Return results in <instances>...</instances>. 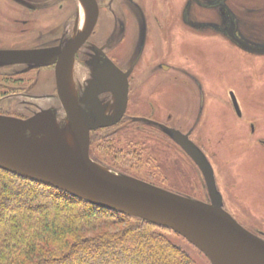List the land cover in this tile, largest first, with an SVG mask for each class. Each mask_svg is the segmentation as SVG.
I'll use <instances>...</instances> for the list:
<instances>
[{
	"label": "rangeland",
	"instance_id": "obj_1",
	"mask_svg": "<svg viewBox=\"0 0 264 264\" xmlns=\"http://www.w3.org/2000/svg\"><path fill=\"white\" fill-rule=\"evenodd\" d=\"M142 1L147 6L148 20L153 21V17L158 16L165 23L163 37H167L168 43H171L165 57L173 54L174 59L166 62L167 57L162 61L157 58L158 61L173 64L176 69L183 67L190 74L184 76L186 81L182 82L164 71H155L156 68L145 72L144 68L150 62L146 54L138 65L139 72L135 77V87L139 90L137 100L141 106L139 112L131 107L129 114L141 115V110L150 108L151 101L161 122H165L170 114L173 116V126L177 127V123L180 125L179 121H183L185 126L193 127L194 108L199 106L198 93L189 88L194 85L195 80L191 78L194 75L206 86V110L210 108L209 115L205 113L204 122L197 128V139L211 148L210 157L218 166L220 187L217 189L225 195L222 206L251 230L264 233V152L253 146L252 139H245V130L233 121L227 102L229 93L236 95L242 103L244 119L254 122L264 133V55L244 53L219 34L211 32L205 34V31H201L203 35L210 36L208 40L194 39L190 28L180 35L179 19L176 17L179 9L173 8L176 0ZM105 4V8L112 10L104 14L100 28H107L116 39L121 37V42L114 46L112 52L121 64L127 66L137 53L135 41H138L140 30L137 23H130L139 21V18L131 12L133 8L129 0H106ZM229 4L238 15L244 35L263 44L264 0H229ZM75 10L73 6H67L30 12L10 0H0V50H25L42 46L43 43L53 45L64 28L71 25ZM126 13L129 24L124 36L118 32L117 22L123 20ZM193 16L201 21L214 20L217 12L195 8ZM167 21H171V24H167ZM212 35L216 36L212 38ZM149 36L148 56L156 52L157 56L162 55L165 50V44L161 45L160 42L162 35L153 26ZM180 36L185 37V42L181 44L182 49L179 46L182 53L178 55L175 44ZM160 49L162 51L158 52ZM157 59L151 57V63L155 65ZM0 90L6 92L0 97V114L10 113L25 118L41 109L59 106L52 69L27 71L26 67L0 64ZM181 117L183 120H180ZM213 126L217 134L210 141L206 131ZM105 134L113 135L105 138ZM113 146L118 150L113 151ZM110 149L117 159L103 157ZM91 151L106 168L113 171L122 169L155 186L204 200L205 189L200 172L160 127H148L128 119L125 125L116 129L115 135L114 130L95 135ZM118 157H123L124 162ZM200 259L204 264H211L202 256Z\"/></svg>",
	"mask_w": 264,
	"mask_h": 264
},
{
	"label": "water",
	"instance_id": "obj_2",
	"mask_svg": "<svg viewBox=\"0 0 264 264\" xmlns=\"http://www.w3.org/2000/svg\"><path fill=\"white\" fill-rule=\"evenodd\" d=\"M95 20L93 17L89 29ZM81 43L75 39L63 53L0 50V64L5 65H49L50 58L60 54L56 73L59 106L41 109L26 119L0 114V169L94 206L168 228L202 252L211 264H264V240L245 229L222 206L213 169L197 151L186 147L203 172L211 203L120 174L91 158V132L117 123L127 102L109 123L102 117L91 121L68 87L69 66ZM67 133L73 145L66 141Z\"/></svg>",
	"mask_w": 264,
	"mask_h": 264
},
{
	"label": "flooded vegetation",
	"instance_id": "obj_3",
	"mask_svg": "<svg viewBox=\"0 0 264 264\" xmlns=\"http://www.w3.org/2000/svg\"><path fill=\"white\" fill-rule=\"evenodd\" d=\"M13 3L17 4L20 8H25L30 12H39L44 8H66L67 6H73L76 8L74 13V18L70 26L64 28V32L62 35L55 41L53 45L43 43L42 46H38L35 48L29 49H39V50H52L54 52H61L65 50V48L73 43L75 39H80L82 42L74 51V60L69 66V71L73 67L76 69L74 72L75 79V94L77 95L78 102L82 105L84 109L90 115L91 121L98 120L99 117H102L105 122L109 123L110 120L115 119L119 116L122 107H124V103L127 102L126 109L119 119L117 123L108 127H100L91 132V146H92V138L95 135H102L103 132H107L109 130H114V135L116 133V129L121 127V125H125L128 119H134L135 122H139L140 124H144L148 127H160L162 132L168 136L169 139L174 143L175 146L178 147L180 152L185 155L192 164L198 169L200 175L203 179L205 195L204 200L197 199L199 201L205 203H211L212 197L207 188L206 180L203 175V172L196 164L195 160L190 156L186 147L193 149L196 153L201 155V158L204 159L213 169L214 177L216 181V186L220 187L219 174H218V166L210 157L209 151L211 148L203 145L201 140L197 139V128L202 125V122L205 120L206 115L210 113V108L208 111L206 110V86L201 84L196 77L193 75L191 77L194 78V85H190L189 88L192 92H197L199 96V106L194 108V119H193V127L185 126L186 124L183 121H179L180 125L177 123V127L172 125L173 116L168 115L165 122H161L158 120L157 112L155 107L153 106V102L150 103V108H145V110H141V115H130L129 112L131 107H135V110L139 112L141 102L137 100V91L135 77L139 72L138 65L144 59L145 55L147 57L165 59L167 57V61H172L168 59H174L172 54L170 56H166L168 54V47H170L171 43H168L167 37H163V31L165 30V23L162 22L158 16L153 17V21L148 20L147 15V6L142 0H129L131 8L133 11L131 12L134 16L139 18V21H132L130 24H135L139 26V38L138 41H135V47L137 46V53L134 55L127 66L120 63V61L114 56L113 49L114 46L121 42L120 38L116 39V37L109 32L107 28L101 30L102 18L106 12L112 10V8H105L107 5L105 4L106 0H10ZM84 9L85 12V25L81 29H77V23L79 20V12L80 8ZM123 8V6H119ZM173 8H178L177 19H179L180 24V35H183L186 28L192 29V34L196 40H208L210 36H205L201 31H205L207 34L211 32L212 34H219L222 36L226 42L230 45L238 48L244 53L247 54H255V55H264V43H259L250 39L241 30L240 20L238 15L234 13L231 9L233 8L229 4V0H187L186 4L184 0H176L175 6ZM202 8V9H212L217 12V18L214 20L201 21L196 19L193 16V9ZM249 8V7H246ZM116 13V12H115ZM123 20L118 21V32L122 35L127 34V24H129L128 13L124 15ZM93 17H96L95 23L92 29H89L90 23L92 22ZM69 21V20H68ZM167 24H171V21H167ZM155 27V30L162 35L161 37V45L165 44V50L162 52V55L157 56V52L154 54H149L147 52V41L149 36V30L151 27ZM135 27V26H134ZM135 34V33H134ZM216 35H212L214 38ZM177 42L175 44V53L180 55L182 53L179 51V46L183 42H185V37L180 36L176 38ZM137 44V45H136ZM161 47V46H160ZM131 50V46L129 47ZM182 49V46H181ZM18 50V49H12ZM257 50L259 52H257ZM161 52L162 49L157 50ZM174 53V54H175ZM176 55V54H175ZM60 54L55 55L53 58H50L51 62L49 65L45 64H13L17 66L26 67L27 71L32 70H41V69H52L54 72L55 78V91L56 95L58 93V84H57V67L59 63ZM163 57V58H161ZM181 63L183 57L181 55ZM149 59V63L144 68L145 72L151 71L153 69H157L155 71H164L167 74L172 75L174 79L181 80L185 82L184 76L190 74L189 72H185L183 67L173 68V64L169 65L166 62H159L158 59L155 61V65L151 63ZM154 63V62H153ZM183 64V63H182ZM154 66V67H153ZM154 71V70H153ZM69 73V72H68ZM69 75V74H68ZM125 75H128L126 85ZM149 75V74H148ZM190 76V75H189ZM229 100L227 101L230 107V112L233 114V121L239 124L244 128L245 133L243 134L245 139H252L254 143L253 146H257L264 152V133L259 130V126H257L254 122L244 119V110L242 108V103L239 101L238 97L233 93H229ZM125 101V102H124ZM210 107V106H209ZM97 108V110H96ZM11 116V115H9ZM33 116V114L31 115ZM31 116L25 117L29 118ZM18 117V116H15ZM22 118V117H20ZM211 119V118H210ZM111 120V121H112ZM180 120H183L181 117ZM250 122V123H249ZM214 125V124H213ZM199 132V129H198ZM169 133V135H168ZM206 134L210 141L216 138V129L211 127L209 130L207 129ZM106 135V134H105ZM113 134L106 135L105 138L112 136ZM100 137V136H99ZM202 137H200L201 139ZM214 138V139H213ZM91 153V149H90ZM214 154V152H213ZM150 183V182H148ZM152 184V183H151ZM162 188V187H161ZM218 190V189H217ZM222 197L225 199V195L220 193ZM233 216V215H232ZM239 224H241L245 229L254 234L255 236L263 239V232L261 230H251L244 223L238 220L236 217H233ZM264 240V239H263Z\"/></svg>",
	"mask_w": 264,
	"mask_h": 264
},
{
	"label": "trees",
	"instance_id": "obj_4",
	"mask_svg": "<svg viewBox=\"0 0 264 264\" xmlns=\"http://www.w3.org/2000/svg\"><path fill=\"white\" fill-rule=\"evenodd\" d=\"M112 150L103 157L117 159ZM201 256L208 262L168 228L0 169V264H204Z\"/></svg>",
	"mask_w": 264,
	"mask_h": 264
},
{
	"label": "bare ground",
	"instance_id": "obj_5",
	"mask_svg": "<svg viewBox=\"0 0 264 264\" xmlns=\"http://www.w3.org/2000/svg\"><path fill=\"white\" fill-rule=\"evenodd\" d=\"M79 20L77 23V29H81L84 27L85 25V21H86V16H85V12L84 9L81 7L80 8V12H79ZM74 72H76V69L73 67L72 69H70L69 71V76H68V87L70 92L75 95V79H74ZM66 141L70 144L73 145V139L70 133H67L66 135Z\"/></svg>",
	"mask_w": 264,
	"mask_h": 264
}]
</instances>
